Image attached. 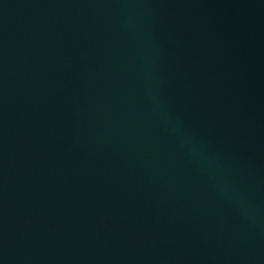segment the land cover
Masks as SVG:
<instances>
[{
    "label": "water",
    "instance_id": "obj_1",
    "mask_svg": "<svg viewBox=\"0 0 264 264\" xmlns=\"http://www.w3.org/2000/svg\"><path fill=\"white\" fill-rule=\"evenodd\" d=\"M0 264H264V0H0Z\"/></svg>",
    "mask_w": 264,
    "mask_h": 264
}]
</instances>
